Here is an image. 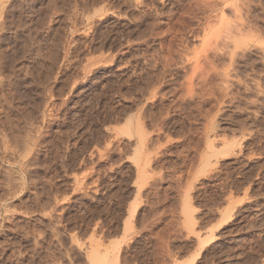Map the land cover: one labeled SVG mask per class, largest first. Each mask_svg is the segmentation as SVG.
<instances>
[{
    "label": "rangeland",
    "instance_id": "374dc122",
    "mask_svg": "<svg viewBox=\"0 0 264 264\" xmlns=\"http://www.w3.org/2000/svg\"><path fill=\"white\" fill-rule=\"evenodd\" d=\"M0 13V86L27 70L39 90L26 113L0 100L3 246L41 264H92V250L104 264H264V0H0Z\"/></svg>",
    "mask_w": 264,
    "mask_h": 264
},
{
    "label": "bare ground",
    "instance_id": "6f19581e",
    "mask_svg": "<svg viewBox=\"0 0 264 264\" xmlns=\"http://www.w3.org/2000/svg\"><path fill=\"white\" fill-rule=\"evenodd\" d=\"M20 2H21V1H20ZM11 6H12V5H11ZM9 8H10V7H9ZM16 9H17V8H16ZM10 10H11V9H10ZM15 11H16V10H15ZM21 11H22V10H21ZM8 12H10V11H8ZM21 13H22V12H21ZM24 14H25V13H24ZM0 15H1V13H0ZM20 18H21V17H20ZM16 19H17V18H16ZM21 20H22V19H21ZM23 20H24V17H23ZM17 21H19V20L17 19ZM2 22H3V21L1 20L0 23H2ZM15 22H16V21H15ZM25 22H26V21H25ZM16 23L18 24V25H17V24H16V25L19 26V22H16ZM20 23H21V21H20ZM23 24L26 25V23H24V22H23ZM4 25H5V23L3 22V26H4ZM7 25H10V24H7ZM7 25H5V26H7ZM0 26H1V24H0ZM10 26L12 27V25H10ZM13 26H14V25H13ZM17 26H16V27H17ZM21 26H22V25H21ZM8 27H9V26H7V27H3V29H4V28L6 29V28H8ZM14 27H15V26H14ZM16 27H15V29H16L15 33H17V29H18V27H17V28H16ZM23 27H25V30L27 29L26 26L23 25ZM0 28H1V27H0ZM9 29H10V28H9ZM23 29H24V28H23ZM7 30H8V29H7ZM12 30H14V29L12 28L11 31H12ZM21 30H22V27H21ZM21 30H20V31H21ZM0 31H1V34H2L3 31H2V30H0ZM9 31H10V30H9ZM11 31H10V32H11ZM18 31H19V30H18ZM10 32H9V33H10ZM21 32H22V31H21ZM21 32H20V33H21ZM27 32H28V31L26 30V33H27ZM51 32H52V31H51ZM15 33H13V35H14ZM18 33H19V32H18ZM26 33H25V34H26ZM25 34L22 33V35H25ZM48 34H49V33H48ZM48 34H47V35H48ZM52 34H53V32H52ZM7 35H8V34L5 33V35L0 36V37H1L0 42L2 41L3 37H4V39H3L4 41H5V40H6V41L9 40L8 37H7L8 39L5 38ZM9 35H12V34L10 33ZM13 35H12V37H10L11 39L13 38ZM22 35L19 36V37H22V38H23L24 36H22ZM28 35H29V34H28ZM49 35H50V34H49ZM49 35H48V36H49ZM15 36H16V34H15ZM19 37H17V39H18ZM25 38H26L25 42L27 41V44H28V42H29L28 40H31V39H30L31 37L28 38V40H27V36H26ZM15 39H16V37H15ZM15 39H14V41H15ZM47 39H48V38H47V36H46V41H47ZM20 40H21V39H20ZM22 40H24V39H22ZM22 40H21V41H22ZM44 40H45V39H44ZM11 41H12V40H10V42H11ZM14 41H13V44H15ZM17 41H18V40H17ZM21 41H18L19 43L17 42V45H18V44L22 45V43H24V44L26 45L25 42L20 43ZM48 41H49V39H48ZM48 41H47V43H48ZM51 42H53V41H49V44H51ZM1 43H4V42H1ZM6 43H7V42H6ZM8 43H9V42H8ZM8 43H7V44H8ZM29 43H31V42H29ZM37 43H38V42H37ZM10 44H12V43H10ZM10 44H9V45H10ZM13 44H12V45H13ZM45 44H46V42H45ZM49 44H48V46H49ZM52 44H53V43H52ZM20 45H18V47H15V48H19ZM25 45H22V46L25 47ZM43 45H44V43H43ZM14 46H16V45H14ZM44 46H45V45H44ZM44 46H43V47H44ZM52 46H53V45H52ZM31 47H32V46H31ZM36 47H38V45H37ZM45 47H47V46H45ZM3 48H4V47H3ZM15 48H14V49H15ZM25 48H27V47H25ZM28 48H29V47H28ZM28 48H27V49H28ZM14 49H13V46H12V48H11L10 51H13ZM33 49H34V48H33ZM38 49H39V48H38ZM41 49H42V48H41ZM48 49H49V48H48ZM7 50H9V49H7ZM19 51H20V49H19ZM19 51H18V52H19ZM29 51H30V49H29ZM16 52H17V51H16ZM21 52H22V50H21ZM24 52H25V50H24ZM38 52H39V51H38ZM38 52H37V53H38ZM48 52H49V51H48ZM12 53H15V52H14V51L11 52L10 55H8V56L11 57V54H12ZM27 53H28V52H27ZM27 53H26V54H27ZM30 53H31V52H30ZM35 53H36V52H35ZM3 54H4V53H3ZM8 54H9V53H8ZM18 54H19V53H18ZM18 54H17V56L19 57ZM20 54H21V53H20ZM24 54H25V53H24ZM24 54H23V56H24ZM6 55H7V53H6ZM6 55H5V56H6ZM15 55H16V54H15ZM15 55H14V56H15ZM21 55H22V54H21ZM21 55H20V57H21ZM8 56H7L6 59L9 58ZM14 56L12 55V57L10 58V60L12 59V61H13L14 58L16 57V56H15V57H14ZM29 56H31V55H29ZM39 56L41 57V55H39ZM39 56H38V58H40ZM45 56H46V55H45ZM45 56L43 57V59L45 58ZM25 57H26V56H25ZM27 57H28V56H27ZM34 57H35V56H34ZM46 57H47V56H46ZM2 58L4 59V55H3ZM2 58H1V59H2ZM22 58H23V57H22ZM3 59H2V60H3ZM15 59H16V58H15ZM36 59H37V55H36ZM41 59H42V58H41ZM45 59H46V58H45ZM47 59H48V58H47ZM47 59H46V60H47ZM10 60L8 59V62H9ZM16 60H20V59L17 58ZM16 60H14L13 62L11 61V62L15 64V61H16ZM24 60H25V58H24ZM30 60H31V59H30ZM32 60L35 61L34 58H33ZM48 60L50 61L51 59L49 58ZM4 61H5V60H3L2 62H4ZM6 61H7V60H6ZM26 61H27V60H26ZM37 61H38V60H37ZM42 61H43V60H42ZM11 62H10V64H9L10 66L12 65ZM21 62H22V61H21ZM50 62H51V61H50ZM0 63H1V62H0ZM4 63H5V66H8V65H6L7 62H4ZM16 63H17V62H16ZM18 63H19V62H18ZM26 63H27V62H26ZM38 63L40 64V61L37 62V64H38ZM41 63H42V62H41ZM19 64H21V63H19ZM22 64H23V63H22ZM22 64H21V65H22ZM34 64H36V62H34ZM34 64H33V65H34ZM39 64H38V65H39ZM48 64H49V63H48ZM3 65H4V64H3ZM17 65H18V64H17ZM17 65H15V66H11V67H9V68H12V67L14 68V67H16ZM26 65H27V64H26ZM38 65H35V66L39 68ZM51 65H52V64H51ZM18 66H20V65H18ZM23 66H24V65H23ZM35 66H34V68H35ZM25 67H26V66H25ZM30 67H31V66H30ZM40 67L42 68L41 65H40ZM50 67H51V66H50ZM2 68H3V66H2ZM13 68H12V69H13ZM18 68H19V67H18ZM28 68H29V67H28ZM34 68H33V69H34ZM41 68H40V69H41ZM47 68H48V67H47ZM12 69H11V70H12ZM16 69H17V67H16ZM22 69H23V68H22ZM25 69H27V68H25ZM25 69H23L22 71L24 72ZM49 69H50V68H49ZM17 70H18V69H17ZM17 70H15V72H16ZM41 70H43V69H41ZM19 71L21 72V70H19ZM26 71H27V70H25V73H26ZM31 71H32V70H31ZM13 72H14V71H13ZM13 72H12V73H13ZM15 72H14V73H15ZM28 72L30 73V71H28ZM33 72H37L36 76L38 75V70H37V71L34 70ZM39 72H40V71H39ZM48 72H49V71H48ZM48 72H45V74L47 75ZM14 73H13V74H14ZM25 73H24V75H23L22 72H21V74H20V75H22L21 77H20V75H19L18 73H15V75H16V74L19 75V76H18L19 78H14V77H12V78H14L12 81H15V79H16V82H13V83H12L11 80L9 79L10 82L5 83V85H4V84H1V86H0V100H1V96H3L4 94H5V96H6V95L9 96V95H11V93H12L11 97L13 98V96H15V97L17 98V100L19 101V102H17L16 106L18 105V103L21 104L22 106H23V103H25V104H26V107H27V106L29 107V108L27 109V108L24 107L25 105L23 106V107L26 109V111H24V112L26 113L28 110H29V111L34 110V109H31V110H30V106H29L28 103H30V100H31V99H33V100L35 99V97L32 98V95H34L35 92H36L38 89H36V91H35V90H32V89L27 90V88L24 89V87H23V86H24V85H23V83H24L23 79H24V77L27 75V73H26V74H25ZM31 73H32V72H31ZM10 75H11V74H10ZM10 75H9V76H10ZM15 75H14V76H15ZM29 75H31V74H28V77H30ZM40 75L43 76L44 73H43V75H42V73H41ZM12 76H13V75H12ZM15 77H16V76H15ZM22 77H23V78H22ZM38 77H40V76L38 75ZM31 78L33 79V75H32ZM31 78H29V79H31ZM41 78H42V77H41ZM45 78H46V76H45ZM2 79H3V78H2ZM2 79H1V80H2ZM5 79H6V78H5ZM27 79H28V78H27ZM29 79H28V81H29ZM35 79L37 80L38 78H35ZM39 79H40V78H39ZM39 79H38V80H39ZM3 80H4V79H3ZM33 80H34V79H33ZM30 81H32V80H30ZM30 81H29V84H32V83L34 82V81H33L32 83H30ZM40 81H41L40 83L43 82L42 79H40ZM5 82H6V81H5ZM1 83H2V82H1ZM25 83H26V82H25ZM25 83H24V84H25ZM35 83H36V82H35ZM40 83H39V84H40ZM26 84H27V83H26ZM33 84H34V83H33ZM36 84H38V83H36ZM22 85H23V86H22ZM25 86L27 87V85H25ZM29 86H31V87L34 88V89L36 88V87H34V86H32V85H29ZM22 87H23V88H22ZM6 88H7V89H6ZM37 88H38V87H37ZM23 89H24V90H23ZM25 90H27V92L30 91V90L34 91V94H32V92L30 91V92H31L30 94H32V95L29 97V99H30V98H31V99L28 100V102H27V100H26L27 103L25 102V99H28L27 96H28L29 94H27V93L25 92ZM5 91H6V92H5ZM38 91H39V90H38ZM3 92H5V93H3ZM28 93H29V92H28ZM36 94H38V93L36 92ZM36 94H35V95H36ZM5 96L3 97V99H4V98H8V96H7V97H5ZM36 96H37V95H36ZM9 97H10V96H9ZM15 97H14V98H15ZM38 97H39V96H38ZM12 98H11V99H12ZM16 98H15V99H16ZM36 98H37V97H36ZM91 98H92V97H91ZM11 99H10V100H11ZM15 99H13V100H15ZM7 100H9V99H7ZM17 100H15V101H17ZM33 100H32V101H33ZM37 100H38V98H37ZM37 100H36V101H37ZM42 100H43V99H41V102H42ZM4 101L6 102V100H4ZM36 101H34L33 104H36V103H35ZM38 101H39V100H38ZM2 102H3V100H2ZM39 102H40V101H39ZM7 103H8V102H7ZM10 103H11V102L9 101V103L7 104V106H8V105L10 106ZM37 104H40V103H37ZM2 105H3V103H2ZM30 105H32V103H30ZM0 106H1V103H0ZM7 106H6V104H4V105L2 106V108H1V110L3 109L2 111L4 112V113L2 112V113H3V118H4V116L9 115V111H7V110H8V107H7ZM18 106H19V105H18ZM22 106H21V107H22ZM33 106H35V105H32L31 108H34ZM10 107H11V106H10ZM19 107H20V106H19ZM36 107H39V106L36 105L35 108H36ZM44 107H45V106H44ZM12 108H13V106H12ZM12 108H9V109H12ZM15 108H16V107H15ZM17 109L19 110V108H17ZM17 109H16V110H17ZM20 109H23V108H20ZM25 109H23V110H25ZM14 111H15V110H14ZM11 112H12V110H11ZM11 112H10V113H11ZM15 112H16V111H15ZM15 112H14V113H15ZM21 112H22V110H21ZM35 112H36V111H35ZM35 112H34V113H35ZM14 113H12V114H14ZM28 113H29L28 115L31 116V114H32L33 112H32V113L28 112ZM42 113H44V111H43ZM18 114L20 115L21 113H18ZM0 115H1V114H0ZM15 115H16V114H14L13 116H15ZM28 115H27V116H28ZM41 115H43V114H41ZM16 116H18V115H16ZM24 116H25V115H24ZM19 117H20V119H21V118H24V117H21V116H19ZM25 117H26V116H25ZM28 117H29V116H28ZM0 118H1V116H0ZM6 118L8 119V118H14V117H11V116L9 117V116H8V117H6ZM6 118H5V120H6ZM16 118H18V117H16ZM40 118H41V117H40ZM152 118H153V116H152ZM26 119H27V118H26ZM29 119H30V118H29ZM37 119H38V118H37ZM138 119H139V118H138ZM138 119H137V120H138ZM23 120H24V119H23ZM10 121H11V119H10V120H7L8 123H6L5 121H4V123H5V124H9V125H10V123H14V122H10ZM12 121H13V120H12ZM14 121L16 122V119H14ZM17 121H19V120H17ZM24 121H25V120H24ZM24 121H23V123H24ZM138 121L141 122L140 120H138ZM9 122H10V123H9ZM20 122H22V120H20ZM28 122H29V120H28ZM23 123H22V124H23ZM26 123H27V122H26ZM29 123H30V122H29ZM24 124H25V123H24ZM24 124L22 125V126H23V130H25V126L28 125V123H27L25 126H24ZM34 124H35V123H34ZM37 124H38V123H37ZM9 125H8V126H9ZM11 125H12V124H11ZM18 125H20V124H18ZM18 125L16 124V126H18ZM32 125H33V124H32ZM124 125H125V124H124ZM124 125H123V126H124ZM141 125H142V122H141ZM5 126L7 127V125H5ZM13 126L15 127V123H14V125L11 126V128H12ZM22 126H18V127H22ZM30 126H31V125L26 126V129H28V127H30ZM36 126H37V125H36ZM125 126H126V125H125ZM9 127H10V126H9ZM9 127H8V128H9ZM14 127H13L12 129H14ZM38 127H39V126H38ZM127 127H128V126H127ZM127 127H122V129L120 130L121 133H120V132H119V133H120V134H125V133H124L125 130H126V132H127V131H129L128 129H130L129 127H128V128H127ZM113 128H114V127H113ZM113 128H112V129H113ZM15 129H16V128H15ZM33 129L36 131L35 128H33ZM105 129H106V128H105ZM107 129H108V127H107ZM112 129H111L110 131H112ZM29 130H31V131H29V132H30L31 134H33V132H32V126H31V129H29ZM34 130H33V131H34ZM114 130H116V129H113V132H114ZM8 131H9V129H8L7 131H5V132H7V134L10 135V134H11L10 131H13V130L10 129L9 133H8ZM18 131H19V130H18ZM18 131L16 130L15 132H18ZM20 131H22V129H21ZM20 131H19V133H21ZM35 131H34V132H35ZM116 131H117V132H115V133H118V128H117ZM0 132H1V131H0ZM25 132H28V131H24V133H25ZM36 132H37V131H36ZM24 133L22 132V135H23L22 137H21L20 134H18V135L16 134V135H17L16 137L20 136L21 138H23V137L26 135L25 138H26V137L28 138L27 135H29V134H28V133H27V134L25 133V135H24ZM127 133L130 134L129 132H127ZM31 134H30V135H31ZM128 134H125V135L128 136ZM133 134H134V133H133ZM9 135H6V136H4V137H9V138L11 137V138H12V137H14L15 133H14V135H11V136H9ZM33 135H34V134H33ZM135 135H136V134H135ZM146 135H147V134H146ZM2 136H3V135H2ZM2 136H1V137H2ZM144 136H145V135H144ZM144 136H143V137H144ZM147 136H148V135H147ZM30 137H32V136H30ZM18 138H19V137H18ZM21 138H19L18 140H20ZM140 138H141V137H140ZM140 138H139V139H140ZM0 139H1V138H0ZM3 139H6V138H3ZM12 139H13V138H12ZM12 139H8L7 141H9V142L16 141V140H14V139H13V141H11ZM15 139H16V138H15ZM28 139H29V138H28ZM144 139H145V138H144ZM144 139L141 138L142 141H144ZM1 140H2V139H1ZM18 140H17V141H18ZM31 140H32V139H31ZM207 140H208V142H209V141H210V138L207 139ZM3 141L6 142L5 140H3ZM146 141H147V140H146ZM21 142H23V141H21ZM28 142H30V140H29ZM28 142H27V139H24V142H23L24 144H23V145H24V146H25L26 144L28 145ZM31 142H32V141H31ZM37 142H38V141H37ZM139 142H140V140H139ZM147 142H148V141H147ZM208 142H207V144H208ZM14 143L17 144V143H19V141H18V142H14ZM2 144H3V142H2ZM16 144H14V145H16ZM38 144H39V143H38ZM137 144H138V143H137ZM139 144L141 145V144H144V143H139ZM209 144H210V143H209ZM7 145H8V144H6V146H7ZM12 145H13V144H12ZM27 145H26V146H27ZM29 145H30V144H29ZM29 145H28L27 147H30V146L32 145V143H31L30 146H29ZM140 145H139V146H140ZM0 146H1V144H0ZM4 146H5V145L3 144V147H4ZM6 146L4 147V150H5V151H7V149H8ZM10 146H11V145H10ZM141 146H142V145H141ZM230 146H231V144H230ZM13 147H14V146H13ZM13 147L11 146L10 148H13ZM17 147H19V145H17ZM34 147H35V146H34ZM1 148H2V147H1ZM5 148H6V149H5ZM19 148H20V147H19ZM30 148H31V147H30ZM30 148H28V150H29ZM142 148H143V147H142ZM210 148L213 149L212 146H211ZM13 149H14V148H13ZM22 149H24V147H22ZM25 149H26V147H25ZM25 149H24V150H25ZM37 149H38V148H37ZM207 149H209V148H206L205 150H207ZM2 150H3V149H2ZM10 150H11V149H10ZM10 150H8V151L10 152ZM14 150H15V149H14ZM16 150H17V149H16ZM19 150H20V149H19ZM28 150H26V152L24 151L25 154H22V155H25V156L28 155V154H27V153H28V152H27ZM209 150H210V149H209ZM215 150H217V149H215ZM219 150H220V149H219ZM219 150H218V151H219ZM210 151H211V150H210ZM221 151H222V150H221ZM11 152H12V151H11ZM36 152H37V151H36ZM213 152H215V151L212 150V151L210 152V154H211V153L213 154ZM223 152H224V151H223ZM18 153L20 154L21 151L18 152ZM218 153H220V152H218ZM212 154H211V155H209V153L207 154V155H209V158H210V159H211ZM214 154H215V153H214ZM214 154H213V156H215ZM216 154H217V153H216ZM8 155H9V154H8ZM11 155H12V154H11ZM149 155H150V154H149ZM4 156H5V155H4ZM4 156H3L2 159H1V160H3V161H4V159H6V157H4ZM20 156H21V155H18V156H16V158H17V157H20ZM25 156H24V157H25ZM14 157H15V156H14ZM12 158H13V157H12ZM16 158H15V160H20L21 157H20L19 159H16ZM22 158H23V157H22ZM9 159L11 160V157L8 158V159H6V160H8V162H7L8 165L11 166V164L9 163V162H10ZM210 159H209V160H210ZM6 160H5V161H6ZM207 160H208V159H207ZM207 160L205 159L204 162L206 163ZM143 161H144V160H143ZM12 162H13V161H12ZM144 162H145V161H144ZM144 162H143V163H144ZM16 163H18V162H16ZM20 164H21V162H20ZM20 164H19V165H20ZM146 164H147V163H146ZM146 164H144V165H146ZM19 165H18V166H19ZM22 165H23V167L25 168V166H24L25 164H22ZM38 165H39V164H38ZM142 165H143V164H142ZM144 165H143V167H144ZM8 167H9V166H8ZM23 167H22V168H23ZM37 167H38V166H37ZM6 168H7V167H6ZM20 168H21V166H20ZM24 168H23V169H24ZM29 168H32V167H29ZM2 169H4L3 171H4V174H5V167L2 168ZM6 170H7V169H6ZM13 170L16 171L14 168H13ZM21 170H22V169H20V171H21ZM24 170L26 171V168H25ZM28 170H29V169H28ZM35 170H37V168H35ZM35 170H34V173H35ZM7 171H8V172L5 174L6 176L8 175V173H9L10 171L12 172V170H10V171L7 170ZM1 172H2V170H1ZM36 172H37V171H36ZM16 173L18 174V172H16ZM20 173H21V172H20ZM22 173H23V171H22ZM22 173H21V174H22ZM25 173H26V172H25ZM17 174H16V175H17ZM28 174H30V172H29ZM31 174H32V173H31ZM5 175H4V176H5ZM11 175H12V174H11ZM16 175H15V176H16ZM22 175H23V174H22ZM26 175H27V174H26ZM6 176H5V178L3 177V179H7V178H8V180H9V179H10V178H9L10 176L8 175L9 177L7 176V178H6ZM15 176H14V177H15ZM18 176L21 177L20 174L17 175L16 177L18 178ZM3 179H2V180H3ZM24 179H25V178H24ZM24 179H23V180H24ZM34 179H35V178H34ZM8 180H7L5 183H7ZM14 180H15V179H14ZM16 180H17V181L19 180L20 182H22V180H21L20 178H19V179H16ZM16 180H15V182H16ZM3 181H4V180H3ZM3 181H2V182H3ZM27 181H28V180H27ZM29 181H30V180H29ZM33 181H34V180H33ZM0 182H1V181H0ZM11 182H12V178H11ZM11 182H10V185L8 184L9 182H8L7 184H8L10 187H11V185H12L13 188H12V187H11V188L14 189V188H15V187H14L15 183H14V184H11ZM13 182H14V181H13ZM3 183H4V182H3ZM23 183H24V182H23ZM31 183H32V182H31ZM22 185H23V184H22ZM31 185H33V184H31ZM9 186L6 185L5 188L8 187V188H6L7 190H8V189H11ZM27 186H28V185H27ZM1 187H3V186L0 185V188H1ZM16 188H17V187H16ZM6 189H4V190H6ZM14 190L17 191V189H14ZM8 191H10V190H8ZM8 191H6V194H7ZM11 191H13V190H11ZM15 191H14V192H15ZM18 191H19V190H18ZM1 192H2V191H1ZM14 192H13V193H14ZM186 192H187V191H186ZM2 193H3V192H2ZM8 193H10V192H8ZM11 193H12V192H11ZM13 193H12V194H13ZM15 193H16V192H15ZM3 194H5V193H3ZM0 195H1V193H0ZM10 195H11V194H10ZM184 195H185V194H184ZM5 196H6V195H5ZM8 196H9V195H8ZM4 198H6V197H4ZM7 198H8V197H7ZM184 205H185V204H184ZM183 207H184V206H183ZM6 208H7V207H6ZM6 208H5V209H6ZM185 210H186V208H185ZM0 227H2V226L0 225ZM3 227H4V226H3ZM3 229H4V228H3ZM5 229H7V228H5ZM7 230H9V229H7ZM3 231H4V230H3ZM3 231H2V230L0 231V237H5V238L7 237L8 239H10L11 236L8 237V236L5 234L6 231H5V232H3ZM16 233H17V232H16ZM1 234H2V236H1ZM29 234H30V233H29ZM22 236H23V235H22ZM8 239H5V241L8 240ZM16 239H17V238H16ZM36 239H37V238H36ZM10 240H11V239H10ZM10 240H9V241H10ZM12 240H13V239H12ZM3 241H4V238H3L2 242H0V244L3 243L2 245H0V264H31V263H32V264H41V263H42V261H41L42 259H39L40 256H39V252H38V251H36V250L34 251V254L37 255V259H36L34 262H30V261L24 259L22 255L20 256V253H18L17 251H16L17 254L14 253V252L11 250V248L8 247V244L5 245V246H3V245H4V242H5V241H4V242H3ZM13 241H14V240H13ZM25 241H26V240H25ZM32 242H34V240H33ZM5 244H6V243H5ZM9 244H10V243H9ZM10 245H11V244H10ZM14 245H15V244H14ZM14 245H12V246H14ZM33 245H34V244H33ZM17 246H18V245H17ZM14 247H16V246H14ZM24 250H25V249H24ZM95 250H97V249H95ZM18 251H19V250H18ZM22 252H23V251H22ZM28 252H29V251H28ZM98 252H99V251H98ZM92 253H93V255H92ZM100 253H101V252H100ZM30 255H31V254H30ZM35 255H34V256H35ZM90 255L93 256L92 264H97V262H99V264H104V263L106 262V258H107V257L101 259L102 261H100L99 258H101V257H98L97 252H95V251L93 252V250L91 251V254H90ZM34 256H33V257H34ZM99 256H100V255H99ZM104 256H105V255H104ZM106 256H107V255H106ZM25 257H26V256H25ZM41 258H42V257H41ZM28 259H29V258H28ZM34 259H35V258H34ZM110 259H111V257H110ZM110 259H109V260H110ZM31 261H32V260H31Z\"/></svg>",
    "mask_w": 264,
    "mask_h": 264
}]
</instances>
